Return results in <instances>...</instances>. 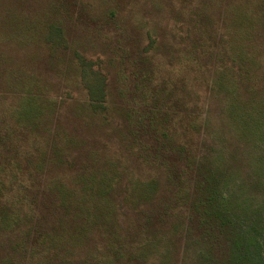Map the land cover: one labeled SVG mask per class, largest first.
<instances>
[{
	"label": "rangeland",
	"instance_id": "1",
	"mask_svg": "<svg viewBox=\"0 0 264 264\" xmlns=\"http://www.w3.org/2000/svg\"><path fill=\"white\" fill-rule=\"evenodd\" d=\"M70 2L0 0L1 163L4 153L13 159L11 144L19 152L30 149L28 143L41 145L50 154L52 135L59 132L57 139L71 137L72 146L93 152L97 165L116 170L120 185L130 179L124 170L145 177L148 166L139 165L131 153L133 122H126L117 106L136 107L133 94L141 77L160 89V76H180L186 81L183 93L188 90L198 103L193 110L202 120L201 157L216 160L223 173L217 186L227 194L219 203L228 209V226L208 240L197 220L189 221L178 264H230L236 256L244 264H264V145L258 146L264 128L255 145L242 136L227 108L237 98L249 99L254 109L264 105V16L256 0ZM81 58L107 78L105 120L87 108ZM242 73L249 79H241ZM229 74L233 78L226 83ZM31 75L38 84L34 94L53 102L49 117L41 116L48 125L39 129L19 128L16 121L21 88L29 89L22 83ZM82 159L89 162V153ZM235 240L237 250L230 254ZM2 242L0 235V264Z\"/></svg>",
	"mask_w": 264,
	"mask_h": 264
},
{
	"label": "trees",
	"instance_id": "2",
	"mask_svg": "<svg viewBox=\"0 0 264 264\" xmlns=\"http://www.w3.org/2000/svg\"><path fill=\"white\" fill-rule=\"evenodd\" d=\"M255 4L264 16V0ZM78 71L89 96L87 108L105 120L109 105L104 72L83 58ZM229 75L226 83L233 78ZM30 77L22 83L29 89L21 88L16 121L19 128L39 129L48 125L41 116L49 117L46 111L53 102L34 94L38 84ZM145 81L141 77L135 85L133 95L139 101L133 110L117 106L125 121L133 122L131 153L139 165L148 166L145 177L124 170L130 179L120 185L116 170L97 165L93 152L72 146L71 137L57 139L59 132L52 135L50 154L41 145L28 143L30 149L19 152L11 144L13 159L8 153L4 163L0 159L1 264H178L189 221L196 219L208 240L228 226V209L219 203L227 194L217 186L223 173L216 160L201 157L202 120L193 110L198 103L188 90L183 93L186 81L160 76V89ZM141 85L150 88L142 92ZM250 102L233 99L227 108L242 136L256 145L264 128V105L254 109ZM84 152L89 162L82 159ZM236 245L235 240L230 254ZM230 264H244V259L236 256Z\"/></svg>",
	"mask_w": 264,
	"mask_h": 264
}]
</instances>
